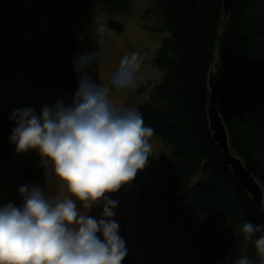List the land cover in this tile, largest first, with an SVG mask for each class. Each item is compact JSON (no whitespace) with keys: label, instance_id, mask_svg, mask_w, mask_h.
Here are the masks:
<instances>
[{"label":"trees","instance_id":"16d2710c","mask_svg":"<svg viewBox=\"0 0 264 264\" xmlns=\"http://www.w3.org/2000/svg\"><path fill=\"white\" fill-rule=\"evenodd\" d=\"M77 1L60 0L59 4L76 9ZM93 1L112 11H125L133 3ZM153 1L159 10L161 29L169 32L153 61L164 76L160 81L138 79L135 92L147 94L137 108L145 125L151 126L171 147L159 169V197L169 206V219L183 218L181 232L192 236L196 264H231L233 254L239 258L245 253L259 264L254 243L245 239L240 229L244 221L264 224V214L223 161L212 137L207 111L209 72L222 43L223 26L225 43L219 51L218 105L232 148L264 187V0H238L224 25L225 0ZM18 16L13 0H0V72L21 67L31 55V48L24 43L2 52L17 28L14 19ZM112 25L116 29L123 27L119 22ZM74 56L58 57L51 67L44 69L35 62L29 68V77L41 85L56 84L75 90L78 75L72 65ZM31 58L36 60L35 56ZM46 102L54 104L56 99L48 97ZM20 107L30 106L18 102L15 108ZM10 115L11 112H0L3 159L11 157L13 147L9 138L15 123L10 121ZM197 173L200 178L192 182ZM45 175V166L27 167L22 180L37 182ZM138 180L136 177L134 182ZM141 200L152 201L148 189L143 190Z\"/></svg>","mask_w":264,"mask_h":264},{"label":"clouds","instance_id":"9594fccd","mask_svg":"<svg viewBox=\"0 0 264 264\" xmlns=\"http://www.w3.org/2000/svg\"><path fill=\"white\" fill-rule=\"evenodd\" d=\"M87 31L92 41L104 29L93 21ZM100 62L98 48L78 53L72 59L78 87L70 100L59 97L39 111L20 107L11 112L15 127L9 139L16 154L35 151L39 166L51 162L70 196L48 199L41 185H20V206L0 205V264H122L128 255L114 219L119 201L109 194L131 185L148 166L154 129L138 110L117 107L109 98L113 89L138 86L140 53L121 58L111 87L93 78L90 69ZM76 201L89 211L102 205L99 218L79 211ZM260 206L264 212V199ZM240 231L264 264V224L244 221ZM233 264L255 262L245 255Z\"/></svg>","mask_w":264,"mask_h":264},{"label":"rangeland","instance_id":"374dc122","mask_svg":"<svg viewBox=\"0 0 264 264\" xmlns=\"http://www.w3.org/2000/svg\"><path fill=\"white\" fill-rule=\"evenodd\" d=\"M59 1L13 0V8L20 16L14 19L17 28L2 52L24 43L31 48V55L21 67H9L0 72V112H12L18 102H25L39 111L43 105H52L46 102L48 97L70 100L77 89H64L56 84L41 85L29 77V68L35 62L41 69L48 68L58 57L67 58L92 48L100 50L101 62L94 64L90 71L103 86L111 87L110 78L121 58L132 52H139L142 57L137 79L162 80L164 72L153 61L157 48L169 32L161 29L159 10L153 0H133L132 6L125 11L105 9L101 2L93 0H78L76 9L62 8ZM93 21L102 25L104 31L90 41L87 29ZM112 22H119L123 27L116 29ZM32 56L36 57L34 62ZM109 98L117 107L137 110L147 94H137L135 87L124 91L113 89ZM150 143L152 158L137 174L138 182L133 181L119 192L109 194L111 199L119 201L114 219L120 224V235L128 251L122 264H196L197 250L192 236L181 232L183 218L169 219V206L159 197L162 181L159 169L171 147L155 133ZM40 160L35 151L17 155L14 145L11 157L3 159L0 154V205L9 201L21 203L18 187L24 184L41 185L48 199L70 196L66 185L58 181L51 162L46 163V175L42 180L31 183L22 180L24 169L39 166ZM199 178L200 173H197L192 182ZM144 189L150 191L152 201L141 200ZM76 204L82 213L89 211L81 202L76 201ZM102 210L101 205L88 214L99 218ZM245 255L249 257V253L241 256ZM237 258L233 254L231 264Z\"/></svg>","mask_w":264,"mask_h":264},{"label":"water","instance_id":"95a60500","mask_svg":"<svg viewBox=\"0 0 264 264\" xmlns=\"http://www.w3.org/2000/svg\"><path fill=\"white\" fill-rule=\"evenodd\" d=\"M238 0H225L223 6V24L227 23L229 15L235 8ZM221 46L216 51V61L211 66L208 78L210 97L208 101V119L212 137L220 150L223 161L229 166L234 178L250 194L252 201L261 209L260 202L264 199V187L252 173L244 159L232 148L227 126L219 108L220 88V56L219 51L225 43L223 26L220 29ZM264 214V212H262Z\"/></svg>","mask_w":264,"mask_h":264},{"label":"flooded vegetation","instance_id":"af4514ba","mask_svg":"<svg viewBox=\"0 0 264 264\" xmlns=\"http://www.w3.org/2000/svg\"><path fill=\"white\" fill-rule=\"evenodd\" d=\"M99 235V234H98ZM101 239H103V237L101 236Z\"/></svg>","mask_w":264,"mask_h":264}]
</instances>
